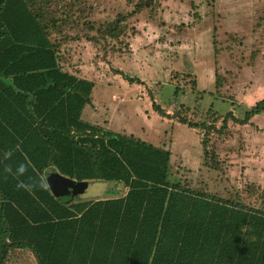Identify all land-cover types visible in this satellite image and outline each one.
Masks as SVG:
<instances>
[{"label":"trees","instance_id":"trees-1","mask_svg":"<svg viewBox=\"0 0 264 264\" xmlns=\"http://www.w3.org/2000/svg\"><path fill=\"white\" fill-rule=\"evenodd\" d=\"M154 2L136 0L104 36L118 38L117 27L127 17L153 9ZM58 12L50 8L48 27L32 26L42 40L9 39L19 27L0 24V264H7L11 251L20 249L30 250L37 264H264L262 203H245L237 190L226 198L196 189L187 179L171 181L169 149L82 119L95 81L62 69L60 48L80 37L98 46L96 33L87 30H97L103 22L86 20L80 24L85 31L70 36L66 26L78 21L70 22L67 15L65 23L58 24ZM6 13L0 9V19ZM23 13L36 23L37 11ZM118 74L128 82L139 80ZM214 84L215 90L225 84L217 72ZM152 107L163 117L202 129L203 164L220 169L218 153L208 149L210 133L221 132L228 119L249 123L264 112V98L246 107L241 117L226 112L218 128L187 115H170L154 102ZM8 150L12 154L5 159ZM20 163L28 166L16 176ZM50 166L78 181H115L127 191L113 198L63 200L41 187ZM18 182L31 190H18Z\"/></svg>","mask_w":264,"mask_h":264},{"label":"rangeland","instance_id":"rangeland-1","mask_svg":"<svg viewBox=\"0 0 264 264\" xmlns=\"http://www.w3.org/2000/svg\"><path fill=\"white\" fill-rule=\"evenodd\" d=\"M134 1L107 0L104 8V1L96 0L98 5L101 3L97 23H103L97 30L87 31L96 33L98 46L91 42L71 44H77L70 47L71 56L73 49L91 50L89 60L96 65L93 70L99 76L95 79L91 104L84 107L82 117L92 123L106 121L112 131L132 134L169 149L171 181L187 179L196 189L226 198L233 197L237 190L245 203L264 205L262 190L238 178L241 165L244 166L242 160L228 171L226 155L242 147L239 128L227 125L221 132L210 133L208 149L220 153V143L222 153L226 154V158H219L221 168L212 169L203 164V130L163 117L152 107L154 102L170 115H187L191 120L212 122L218 127L228 111L241 117L244 104L249 105L257 97L250 98L248 93L259 95L264 89V0H154L153 9L127 17L117 27L118 38L104 36L119 13L133 9ZM80 29L85 31L79 21L66 26L72 34ZM73 53L76 64L81 57L77 51ZM119 71L139 80L128 82L121 74V78L117 77ZM215 72L225 79L218 90ZM228 123L234 122L228 119ZM235 124L232 126L236 127ZM249 125L264 129V112L254 115ZM123 194V184L97 180L89 182L81 194L66 193L60 198L89 201ZM7 264L37 263L30 250L20 249L11 251Z\"/></svg>","mask_w":264,"mask_h":264},{"label":"crops","instance_id":"crops-1","mask_svg":"<svg viewBox=\"0 0 264 264\" xmlns=\"http://www.w3.org/2000/svg\"><path fill=\"white\" fill-rule=\"evenodd\" d=\"M103 1H104L103 7L105 8L107 6V0H103ZM100 5L101 3L98 5V2L96 3V0H3L2 2H0V9L5 10L7 13L5 17L0 19V24L2 23V25H4L5 27L7 26L14 28L19 27V29L15 30L12 35L9 34V36L7 37L9 39L13 40L14 39L13 35H15L16 39L18 38L25 41L27 40L31 41L34 37L40 38V40H42V33L40 32L37 33L36 31L33 32L32 26H34V24L40 23V25L44 24L48 27L50 8L59 11L55 17L57 19L58 24H64L67 15L69 16L68 20L70 22L72 20H76L79 21L80 24H83V22L86 20L92 22L99 20L98 19L99 16L97 15V12H99L98 7ZM27 9L29 11H34V10L37 11L36 23L35 21H33L32 17H30L27 13H23V11H27ZM66 9L67 10L72 9L73 16L68 14ZM81 9L82 10L85 9L86 12L80 14L79 11ZM76 10H78V12H76ZM91 10L92 12H90ZM1 29L2 28L0 27V32H2ZM63 32H65L64 29ZM68 34L71 35L72 33L68 32ZM59 35L60 34H57L56 36L60 38ZM0 37H1L0 40H2L3 39L2 33H0ZM73 42H77L78 45L79 43L80 45H82L83 43H88L90 41H87L84 38L80 37L79 39L77 38L69 39L64 44H62L60 48V55H61L60 65L62 66V69L64 70L66 69L71 72H74L77 76L82 78L92 79L94 81L95 79H99V76L96 75L94 72V70L97 68L96 65L92 60H89L91 50L85 51L80 47L79 51L73 49L72 56L68 54L71 51L70 47L73 48L77 47V44L71 46ZM74 51H77L80 54L79 57H81V60H78L76 64L73 61V57H76L75 54L73 53ZM132 55H135V53H130V56ZM117 77L121 78L120 74H118ZM124 84L127 83L124 82ZM249 94L251 95L250 98L255 95H257V97L256 99H253V101L249 103V105L244 104V106L246 107L251 106L257 100L264 98V89L261 90L260 92L261 95L260 94L258 95V93L256 92L254 94L252 91L248 93V96ZM138 98H141V95H138ZM234 115L237 116L236 114ZM82 119L85 120L83 117ZM85 121L90 122L88 120ZM251 121L252 118L247 124H243V125L235 124L236 127L232 126L234 123L233 124L227 123V125L231 128H236V129L239 128L240 130L239 138L242 139L241 141L240 140L239 141L242 142V147L241 145H239V148L240 147L241 148L238 149V151L237 150L232 151L231 153L228 152V155H226L225 153H222V148H221L222 145L218 143V147H219L218 151L220 153L218 152L217 153L220 154L219 157H222V159H224L223 156L225 157V155L227 158L229 157L227 161L230 164V166L228 167L229 168L228 171L234 168L233 165L237 164L236 163L237 161L242 160L244 166L241 165L242 172L239 173L240 177L238 176V178L242 179L244 183H253L264 191V129H260V128L254 129L251 125H249ZM94 124H100L108 128V123H106V121H104L103 123H94ZM216 127L218 128L217 125ZM248 172L250 173L251 176H249ZM126 191L127 188L124 186L123 195H125Z\"/></svg>","mask_w":264,"mask_h":264},{"label":"water","instance_id":"water-1","mask_svg":"<svg viewBox=\"0 0 264 264\" xmlns=\"http://www.w3.org/2000/svg\"><path fill=\"white\" fill-rule=\"evenodd\" d=\"M43 177L45 182L48 183L52 195L59 198L66 193L71 195L83 193L90 182L87 180L78 181L62 175L54 166L46 168Z\"/></svg>","mask_w":264,"mask_h":264},{"label":"clouds","instance_id":"clouds-1","mask_svg":"<svg viewBox=\"0 0 264 264\" xmlns=\"http://www.w3.org/2000/svg\"><path fill=\"white\" fill-rule=\"evenodd\" d=\"M11 154H12L11 150L6 151V152L4 153V157H5V159L10 158ZM27 166H28L27 163H20V164L17 166V169H16V173H15V175H16V176L23 175L24 172H25L26 169H27ZM5 171L8 172V173H11V172H12V168H11V166H5ZM16 187H17L18 190L21 189V188H23L24 190H27V191H30V190H31L30 186L25 185L23 182H18L17 185H16ZM41 187L47 189V188H49V185H48L47 182H43V183L41 184Z\"/></svg>","mask_w":264,"mask_h":264}]
</instances>
